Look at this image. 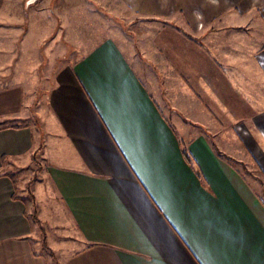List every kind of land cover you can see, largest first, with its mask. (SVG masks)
<instances>
[{"label": "crops", "instance_id": "0c3cea01", "mask_svg": "<svg viewBox=\"0 0 264 264\" xmlns=\"http://www.w3.org/2000/svg\"><path fill=\"white\" fill-rule=\"evenodd\" d=\"M27 1L0 0V264H50L45 220L59 264H264V0H116L163 31L139 55Z\"/></svg>", "mask_w": 264, "mask_h": 264}, {"label": "rangeland", "instance_id": "374dc122", "mask_svg": "<svg viewBox=\"0 0 264 264\" xmlns=\"http://www.w3.org/2000/svg\"><path fill=\"white\" fill-rule=\"evenodd\" d=\"M106 3H107L106 7H108L107 5H110L109 8L111 9V12H110L111 14L107 13L105 15V12L107 11L106 10L107 8L105 6H104L105 9L103 8L105 11H103V9L101 10L100 8L102 12L101 13L98 10V8L94 6L92 2H90V0H86V4L83 7L84 8L83 15L80 14L77 17L80 22H85L86 28H84L83 37L90 38V35L92 34H93L92 36H95L94 34L99 29V32L101 33L102 36L111 35V36H115L116 38L122 41H124L123 39H128L129 43H131V45L134 47L133 50H135L136 54L139 55L141 54L140 52H141L142 47L143 49L147 48V46H149L148 49L151 48L150 44L147 42L150 41L151 43L152 38L156 40L158 38V33L160 36V34L163 32L159 30L160 27L156 21H147V20H144V18L142 19L133 14L126 13L122 5L118 4L116 0H111L109 2L106 1ZM41 4L44 5V2L42 1ZM72 18H75V16ZM56 33L57 32H53L52 35L53 34L55 35ZM164 34L170 35V38L172 37L171 36L172 32L164 31ZM79 35L81 36L82 33H79ZM141 43L143 45H141ZM152 45H155V44L153 43ZM153 49L155 52V47ZM47 67L48 66H46V69ZM36 99L37 101L34 102L33 105L31 106L32 109L34 107H36L37 110H40L41 107L44 108L45 106L43 103L44 97L41 96ZM34 117L35 115L33 114L31 118H34ZM37 123L41 124L40 116L37 119ZM216 145H219V143ZM232 145L235 146V144H232ZM220 147L222 148L221 149L218 147L220 154L227 157L231 163H233L235 166L238 167V169L243 171L245 177L248 178V180L252 181L253 179L258 178V175H254V172H255L253 169L254 166H253L252 161L249 158L243 161L242 158H239L237 156V154H230L231 150L227 149V147L224 144H220ZM41 160H42L41 156L40 154H38L37 158L34 160L32 164V168L30 167L25 170L24 169L22 170V182L23 181L28 182L26 190L22 191V196L24 198H27L28 209H31V215L36 213L35 210H37L39 213L40 208L42 207V202L40 200V197L42 196L41 192L37 188H35V186L33 187L35 196L37 195V198H35L37 208L34 205V198L31 192V184L33 183V181L38 180V178L41 176L39 173L40 170L38 167L39 165H41ZM261 194H262V199L264 200V188L262 189ZM46 229L49 232V234H51L50 237L47 236ZM36 235H37V238H36L37 246L39 250L44 252L49 258V260H51L50 264H59L60 256L55 254L54 251H51L48 248V243L58 246L57 243H61V238L55 237L54 235L61 236V235H64V232L61 230L58 231L57 229H55L53 224H51V222L45 220L44 226L38 223Z\"/></svg>", "mask_w": 264, "mask_h": 264}, {"label": "water", "instance_id": "95a60500", "mask_svg": "<svg viewBox=\"0 0 264 264\" xmlns=\"http://www.w3.org/2000/svg\"><path fill=\"white\" fill-rule=\"evenodd\" d=\"M33 1H35V0H28V1L26 2V4L28 5L29 3H32Z\"/></svg>", "mask_w": 264, "mask_h": 264}, {"label": "trees", "instance_id": "16d2710c", "mask_svg": "<svg viewBox=\"0 0 264 264\" xmlns=\"http://www.w3.org/2000/svg\"><path fill=\"white\" fill-rule=\"evenodd\" d=\"M34 219H36L37 220V218H35V216H34ZM38 221V220H37ZM38 223H39V221H38Z\"/></svg>", "mask_w": 264, "mask_h": 264}]
</instances>
